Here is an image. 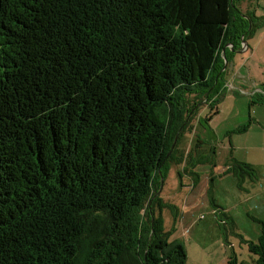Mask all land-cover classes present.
<instances>
[{
    "label": "trees",
    "instance_id": "obj_1",
    "mask_svg": "<svg viewBox=\"0 0 264 264\" xmlns=\"http://www.w3.org/2000/svg\"><path fill=\"white\" fill-rule=\"evenodd\" d=\"M236 1L0 0V264H186L163 180L245 43Z\"/></svg>",
    "mask_w": 264,
    "mask_h": 264
},
{
    "label": "rangeland",
    "instance_id": "obj_2",
    "mask_svg": "<svg viewBox=\"0 0 264 264\" xmlns=\"http://www.w3.org/2000/svg\"><path fill=\"white\" fill-rule=\"evenodd\" d=\"M236 6L250 23L245 43L228 51L213 100L195 106L178 134L163 180L162 198L173 207L163 213L165 228L185 245L186 264H228L235 256L254 264L246 242H258L264 222V0Z\"/></svg>",
    "mask_w": 264,
    "mask_h": 264
}]
</instances>
